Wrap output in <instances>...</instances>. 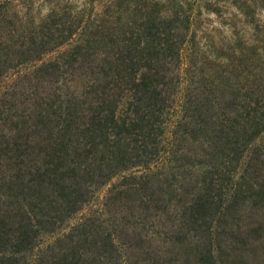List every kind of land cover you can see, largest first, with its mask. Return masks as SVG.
<instances>
[{
	"label": "rangeland",
	"instance_id": "374dc122",
	"mask_svg": "<svg viewBox=\"0 0 264 264\" xmlns=\"http://www.w3.org/2000/svg\"><path fill=\"white\" fill-rule=\"evenodd\" d=\"M0 264H264V0H0Z\"/></svg>",
	"mask_w": 264,
	"mask_h": 264
}]
</instances>
